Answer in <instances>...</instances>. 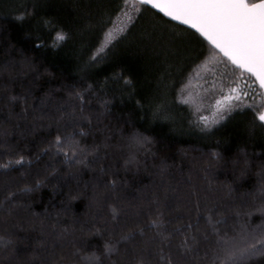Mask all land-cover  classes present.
Segmentation results:
<instances>
[{
	"label": "trees",
	"instance_id": "trees-1",
	"mask_svg": "<svg viewBox=\"0 0 264 264\" xmlns=\"http://www.w3.org/2000/svg\"><path fill=\"white\" fill-rule=\"evenodd\" d=\"M57 30L67 38L54 46ZM94 53L95 62L87 63ZM214 58L211 46L196 32L139 2L125 7L123 0H0V164L25 157L20 165L0 168V200L7 191L56 169L33 192L0 206V235L13 241L0 248V264H75V247L86 243L102 248L109 237L120 241L119 251L104 258V264H135L138 249L152 231L146 229L145 236L137 233L129 241L120 237L157 211L169 221V229L194 220L197 201L202 209L215 205L225 217L222 227L238 239L244 219L233 210L246 211L252 203L248 194L260 185L264 128L254 123V113L247 109L230 113L207 131L198 126L197 116L209 117L210 109L202 105L197 113L182 99L183 88L196 81L200 69ZM214 62L211 68L217 69L219 78L225 69ZM118 72L130 78L131 87L122 77L114 78ZM89 84L92 92L111 101L107 113L92 101V128L82 138L85 144H99L100 151L88 166L68 165L54 149L42 151L58 134L56 125H49L39 109L36 115L41 119H36L31 107L25 118L26 105L9 102L8 97L30 89L34 99L28 103L38 105L51 92L50 108L55 111L68 92ZM161 93L171 121L152 118L149 101L158 100ZM80 127L88 131L86 124ZM133 130L150 142L137 152L139 164L125 168L127 136ZM242 149L248 161L243 176ZM101 167L106 172L100 173ZM111 180L117 181L114 188L107 184ZM70 195L77 198L69 200ZM109 205L118 208L116 219ZM262 222L258 213L247 219L252 227ZM200 223L203 226L204 220ZM94 228L104 235H96ZM156 248L154 242L150 264H166ZM172 251L175 264H190L191 257L176 255L175 241ZM204 251L211 257V247L202 245L199 264H208ZM246 264H264V256Z\"/></svg>",
	"mask_w": 264,
	"mask_h": 264
},
{
	"label": "snow or ice",
	"instance_id": "snow-or-ice-1",
	"mask_svg": "<svg viewBox=\"0 0 264 264\" xmlns=\"http://www.w3.org/2000/svg\"><path fill=\"white\" fill-rule=\"evenodd\" d=\"M137 2L152 5L166 16L189 25L211 45V54L223 64L225 70L220 72L219 78H217V69L215 67L212 69V83L208 84L205 89L215 94V100L211 106L210 117L197 116V124L202 131H207L213 125L218 124L230 113L244 109L252 111L254 123L258 121L259 126L264 128V0H123L125 7H129L130 4L131 7H135ZM44 23L47 24L50 21L46 20ZM66 38L67 34L64 31L57 30L52 43L55 46ZM112 38V32H109L107 39ZM96 58L94 53L87 63H94ZM205 60L207 61V57ZM121 77L124 85L131 87L132 81L123 73H116L114 78L119 80ZM103 87L101 85V90ZM91 89V84L84 88H74L68 92L66 100L55 106V111L50 108L51 92L41 97L38 105H29V98L34 99L30 89H25L24 94L19 97L9 96L8 100L9 102L19 100L26 105L23 109L25 118L28 115V108L31 107L36 119H41V116L36 115L39 109L42 116H48L49 125L52 123L56 125L58 134L42 151L54 149V155L64 156L63 163L88 166L101 147L99 144H85L82 140L87 137L92 128L94 107L92 101H96L103 113L110 111L111 103L107 96L100 97ZM136 103L143 107L139 100ZM149 108L153 119L169 121L173 119L167 114L166 99L163 93L158 100L149 101ZM49 113H51L50 116ZM81 124H86L88 131L80 127ZM41 126L44 125L41 124ZM149 142L150 138L138 130H133L128 134V156L123 162L125 168L139 164L137 152ZM241 152L244 158V167L241 171L243 176L246 173L248 161L247 152L243 149ZM212 156L217 160L220 158L215 152ZM24 160L25 157L21 155L9 160L8 163L0 164V168L8 169L9 165H20ZM166 166V161H162V168ZM55 172L56 169L53 168L52 173ZM99 172H106V168L101 167ZM52 173L36 179L32 184H25L22 188L7 191L0 200V206L15 203L20 194L33 192L42 186ZM259 175L260 185L255 192L248 194L252 203L248 205L247 210H233L237 217L244 219V223L239 228L238 239L235 235L229 236V230L222 227L225 224V217L216 211L215 205L202 209L197 201L194 220L189 219L169 229L166 227L169 221L163 218L162 212L157 211L145 224H138L136 228L130 229L120 237V240H133L137 233L143 237L146 229L152 231L153 235L138 249L135 264H150L154 242L157 243V254L160 259L166 260V264H175L172 251L174 241L176 255L182 258L191 257L190 264H199L197 257L202 250V245L211 247L210 258L208 251H204L208 264H246L257 255L264 256V222L255 227L247 223V219L256 213L264 217V169H261ZM100 179L102 180L103 177L101 176ZM107 184L114 188L117 181H107ZM228 191H232L231 187ZM76 198V195L69 196V200ZM109 208L112 218L116 219L118 208L115 205H109ZM201 219L204 220L203 226L200 223ZM92 231L96 235H104L100 229L94 228ZM232 231L235 233V228ZM176 237L179 238L176 239ZM119 242L109 237L104 239L102 248L89 247L86 243H81L79 247H75L73 252L76 257L75 264H104V258H110L118 253ZM12 243L10 236L0 235V248ZM165 247L168 248L167 252H165Z\"/></svg>",
	"mask_w": 264,
	"mask_h": 264
},
{
	"label": "rangeland",
	"instance_id": "rangeland-1",
	"mask_svg": "<svg viewBox=\"0 0 264 264\" xmlns=\"http://www.w3.org/2000/svg\"><path fill=\"white\" fill-rule=\"evenodd\" d=\"M129 16V12L125 13L122 20H126ZM217 58L212 59L208 64L200 69L198 74L199 78L196 81L189 82L183 88L184 94L182 99L187 100L195 109L201 110L202 105L209 107L211 116V106L214 104L215 94L213 92L206 91L208 84L212 83L211 66L213 67L214 61L217 62ZM182 91V93H183Z\"/></svg>",
	"mask_w": 264,
	"mask_h": 264
},
{
	"label": "water",
	"instance_id": "water-1",
	"mask_svg": "<svg viewBox=\"0 0 264 264\" xmlns=\"http://www.w3.org/2000/svg\"><path fill=\"white\" fill-rule=\"evenodd\" d=\"M146 5H148L149 7H151V8H153L154 10H156V11H158L159 13H161L162 15H165L163 12H161L159 9H156L155 7H153L152 5H149V4H146ZM166 16V15H165ZM166 17H168V16H166ZM168 18H170V19H172L171 17H168ZM172 20H174V19H172ZM174 21H176V20H174ZM177 23H179V24H181V25H183V26H185V27H187V28H189V29H191L192 31H194V32H196L194 29H192L189 25H185V24H183L181 21H176ZM197 33V32H196ZM198 35H199V33H197ZM203 38V37H202ZM204 39V38H203ZM206 41V40H205ZM207 42V41H206ZM208 43V42H207ZM209 44V43H208ZM210 45V44H209ZM211 46V45H210Z\"/></svg>",
	"mask_w": 264,
	"mask_h": 264
}]
</instances>
